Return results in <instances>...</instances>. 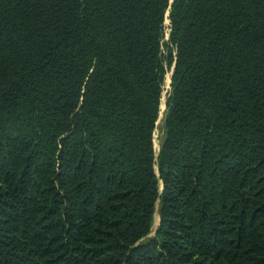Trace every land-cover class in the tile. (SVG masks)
<instances>
[{
	"label": "trees",
	"instance_id": "16d2710c",
	"mask_svg": "<svg viewBox=\"0 0 264 264\" xmlns=\"http://www.w3.org/2000/svg\"><path fill=\"white\" fill-rule=\"evenodd\" d=\"M0 264H264V0H0Z\"/></svg>",
	"mask_w": 264,
	"mask_h": 264
},
{
	"label": "rangeland",
	"instance_id": "374dc122",
	"mask_svg": "<svg viewBox=\"0 0 264 264\" xmlns=\"http://www.w3.org/2000/svg\"><path fill=\"white\" fill-rule=\"evenodd\" d=\"M166 27H168L169 25V20L167 19L166 21ZM169 33L170 31H168V29H166V38L165 40L167 41L169 39ZM171 71L167 73L166 75V81H165V90L163 93V100H162V105H161V114H160V118L158 121V126H157V130L155 132V139H154V143H155V149L156 152L158 153L160 151L162 142L164 140V136H165V127H164V121H165V117H166V102L168 99V92L170 91V85H171ZM158 170V168H157ZM158 222H159V216L158 213L155 216V222H154V226H153V231L151 233V237L155 235L156 229L158 227Z\"/></svg>",
	"mask_w": 264,
	"mask_h": 264
},
{
	"label": "water",
	"instance_id": "95a60500",
	"mask_svg": "<svg viewBox=\"0 0 264 264\" xmlns=\"http://www.w3.org/2000/svg\"><path fill=\"white\" fill-rule=\"evenodd\" d=\"M174 67H175V65H174ZM173 73H174V68H173V70H172V72H171V79H172V75H173ZM170 83H171V82H170ZM159 223H160V219H159L158 225H159ZM156 231H157V229H156Z\"/></svg>",
	"mask_w": 264,
	"mask_h": 264
},
{
	"label": "built area",
	"instance_id": "2783aa9c",
	"mask_svg": "<svg viewBox=\"0 0 264 264\" xmlns=\"http://www.w3.org/2000/svg\"><path fill=\"white\" fill-rule=\"evenodd\" d=\"M168 27H169V25H168ZM168 29V31H170V29L169 28H167Z\"/></svg>",
	"mask_w": 264,
	"mask_h": 264
}]
</instances>
